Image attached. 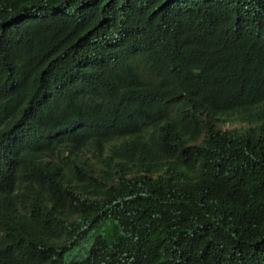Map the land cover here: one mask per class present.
<instances>
[{"label":"trees","instance_id":"obj_1","mask_svg":"<svg viewBox=\"0 0 264 264\" xmlns=\"http://www.w3.org/2000/svg\"><path fill=\"white\" fill-rule=\"evenodd\" d=\"M0 264H264V0H0Z\"/></svg>","mask_w":264,"mask_h":264},{"label":"rangeland","instance_id":"obj_2","mask_svg":"<svg viewBox=\"0 0 264 264\" xmlns=\"http://www.w3.org/2000/svg\"><path fill=\"white\" fill-rule=\"evenodd\" d=\"M224 121L227 122V124H235V123H241V119L238 118H228L225 119ZM85 243V242H84ZM86 254V250L83 247L78 248V250H73L71 252H68L65 254V258L67 260H72V259H81L82 257H84V255Z\"/></svg>","mask_w":264,"mask_h":264}]
</instances>
